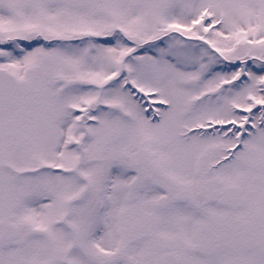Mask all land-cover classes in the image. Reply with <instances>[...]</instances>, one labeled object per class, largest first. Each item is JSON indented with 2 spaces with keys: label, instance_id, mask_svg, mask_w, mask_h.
<instances>
[{
  "label": "snow or ice",
  "instance_id": "6c2138e0",
  "mask_svg": "<svg viewBox=\"0 0 264 264\" xmlns=\"http://www.w3.org/2000/svg\"><path fill=\"white\" fill-rule=\"evenodd\" d=\"M0 264H264V0H0Z\"/></svg>",
  "mask_w": 264,
  "mask_h": 264
}]
</instances>
